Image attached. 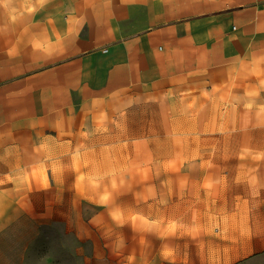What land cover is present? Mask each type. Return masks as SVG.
I'll use <instances>...</instances> for the list:
<instances>
[{
    "label": "crops",
    "instance_id": "1",
    "mask_svg": "<svg viewBox=\"0 0 264 264\" xmlns=\"http://www.w3.org/2000/svg\"><path fill=\"white\" fill-rule=\"evenodd\" d=\"M89 183L84 261L264 264V0H0V264Z\"/></svg>",
    "mask_w": 264,
    "mask_h": 264
},
{
    "label": "rangeland",
    "instance_id": "2",
    "mask_svg": "<svg viewBox=\"0 0 264 264\" xmlns=\"http://www.w3.org/2000/svg\"><path fill=\"white\" fill-rule=\"evenodd\" d=\"M87 174V173H86ZM86 191V197L82 195V191ZM74 191V202H60V216H59V227H68L73 223L72 227L76 234L75 244H73L74 251L66 247V242L62 241V235L56 236L50 231L44 232L39 236L31 246L28 253V260L26 264H98L97 261L86 260L84 256H89L91 251V243L97 238V233L94 230L96 226L94 223L100 221L98 218L92 219H79V216L86 214L97 213L104 207V210H115L123 207V210H129L130 204H120L114 202L100 203L95 201L99 199L100 195L106 194L108 197L120 194L121 189L118 186L108 185L106 187H98L92 184H88L86 187H73ZM65 198L64 196H62ZM86 198V199H85ZM95 198V199H94ZM68 212V213H67ZM72 212L76 216H72ZM68 214V219H67ZM91 222V223H90ZM71 226V225H70ZM86 231V238L82 237L83 232ZM78 234L80 237H78ZM107 264H114V261H109Z\"/></svg>",
    "mask_w": 264,
    "mask_h": 264
}]
</instances>
